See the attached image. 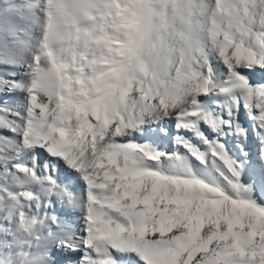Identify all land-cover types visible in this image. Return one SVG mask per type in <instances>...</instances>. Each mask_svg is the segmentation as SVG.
I'll return each mask as SVG.
<instances>
[{"label": "snow or ice", "instance_id": "6c2138e0", "mask_svg": "<svg viewBox=\"0 0 264 264\" xmlns=\"http://www.w3.org/2000/svg\"><path fill=\"white\" fill-rule=\"evenodd\" d=\"M0 264H264V0H0Z\"/></svg>", "mask_w": 264, "mask_h": 264}, {"label": "bare ground", "instance_id": "6f19581e", "mask_svg": "<svg viewBox=\"0 0 264 264\" xmlns=\"http://www.w3.org/2000/svg\"><path fill=\"white\" fill-rule=\"evenodd\" d=\"M260 77H259V75L256 77V79H259ZM241 119L242 120H245V117H244V115H243V112H242V114H241ZM246 122V121H245ZM171 127V126H170ZM254 150V149H253Z\"/></svg>", "mask_w": 264, "mask_h": 264}]
</instances>
